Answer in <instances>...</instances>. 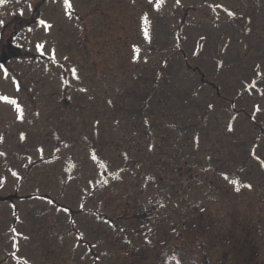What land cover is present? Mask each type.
<instances>
[{"label": "rangeland", "instance_id": "1", "mask_svg": "<svg viewBox=\"0 0 264 264\" xmlns=\"http://www.w3.org/2000/svg\"><path fill=\"white\" fill-rule=\"evenodd\" d=\"M70 4L0 0V264H264V0Z\"/></svg>", "mask_w": 264, "mask_h": 264}, {"label": "snow or ice", "instance_id": "2", "mask_svg": "<svg viewBox=\"0 0 264 264\" xmlns=\"http://www.w3.org/2000/svg\"><path fill=\"white\" fill-rule=\"evenodd\" d=\"M177 2H179V0H177ZM64 5H65V9H66V11L68 10V9H70L71 8V4H70V0H64ZM229 15H234L233 13H229ZM41 23H44L43 21H41ZM38 47H42V46H38ZM250 187V186H249ZM238 190V189H237ZM13 231H15L14 229H13Z\"/></svg>", "mask_w": 264, "mask_h": 264}]
</instances>
